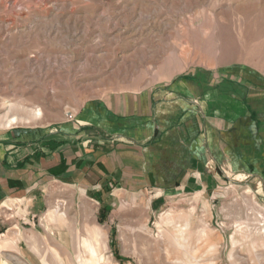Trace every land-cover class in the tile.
<instances>
[{
    "label": "rangeland",
    "instance_id": "rangeland-1",
    "mask_svg": "<svg viewBox=\"0 0 264 264\" xmlns=\"http://www.w3.org/2000/svg\"><path fill=\"white\" fill-rule=\"evenodd\" d=\"M239 65L264 74V0H0L2 128L73 123L110 96ZM164 200L129 194L101 211L110 259L264 264V199L246 183Z\"/></svg>",
    "mask_w": 264,
    "mask_h": 264
},
{
    "label": "crops",
    "instance_id": "crops-1",
    "mask_svg": "<svg viewBox=\"0 0 264 264\" xmlns=\"http://www.w3.org/2000/svg\"><path fill=\"white\" fill-rule=\"evenodd\" d=\"M229 181L264 199V74L242 65L110 96L73 123L0 127V264H120L101 211Z\"/></svg>",
    "mask_w": 264,
    "mask_h": 264
},
{
    "label": "bare ground",
    "instance_id": "bare-ground-1",
    "mask_svg": "<svg viewBox=\"0 0 264 264\" xmlns=\"http://www.w3.org/2000/svg\"><path fill=\"white\" fill-rule=\"evenodd\" d=\"M253 36V35H252ZM229 48H231V47H229ZM232 49V48H231ZM17 121V119L16 118H11L10 120H9V124H12V123H14V122H16ZM251 192V191H250Z\"/></svg>",
    "mask_w": 264,
    "mask_h": 264
}]
</instances>
